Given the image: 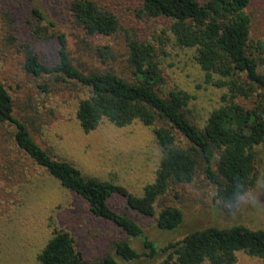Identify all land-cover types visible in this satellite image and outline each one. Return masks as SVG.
Here are the masks:
<instances>
[{"label":"trees","instance_id":"16d2710c","mask_svg":"<svg viewBox=\"0 0 264 264\" xmlns=\"http://www.w3.org/2000/svg\"><path fill=\"white\" fill-rule=\"evenodd\" d=\"M5 1L11 7L2 16L15 32L8 30L6 40L13 42L15 34L20 35L23 69L41 79L37 87L48 92L50 85L44 78H55L73 81L74 87L85 90L86 96L75 110L84 133L103 120L116 127L139 122L151 128L160 151L154 178L139 195L112 181L85 176L34 140L27 125L13 114L12 97L0 82V125L11 127L15 146L64 189L83 199L92 215L125 235L113 242L111 253L86 263L73 236L55 228L36 256L38 263L238 264L237 251L264 260L263 228L240 223L210 225L156 245L131 216L110 205L112 197H121L130 211L153 217L158 229L172 231L183 222L181 209L163 203L156 211L157 202L172 186L193 181L198 169L223 206L235 207L254 184L257 147L264 142V73L259 70L264 48L251 38V20L246 12L251 0H139L137 14L168 19L175 43L193 50L203 83L222 90L218 105L208 112L202 126L188 115L192 95L182 89L162 92L164 78L149 42L124 37L123 73L113 68L81 67L71 61L65 34L50 31L54 22L38 6L29 0ZM64 8L67 24L87 38L110 37L119 30L116 14L95 0H67ZM49 41L55 43V60L46 63L34 48L37 42ZM109 50V45L97 46L94 54L103 60ZM261 178L264 196V163ZM130 239L140 243V250Z\"/></svg>","mask_w":264,"mask_h":264},{"label":"rangeland","instance_id":"374dc122","mask_svg":"<svg viewBox=\"0 0 264 264\" xmlns=\"http://www.w3.org/2000/svg\"><path fill=\"white\" fill-rule=\"evenodd\" d=\"M66 1L29 0V4L38 6L54 22L50 31L65 34L75 65L113 68L123 73L126 71L124 37L149 42L155 48L164 78L162 92L182 89L192 95L188 115L192 122L202 126L208 112L218 105L222 90L203 83V73L193 60V50L175 43L168 19L138 15L139 0H95L116 14L120 27L113 36L87 38L67 24ZM9 7V3L0 0V82L12 97L13 114L54 158L70 162L85 176L112 181L139 195L142 187L153 180L160 158L151 128L139 122L116 127L103 120L94 130L84 133L75 118V110L78 101L86 96L85 90L74 87L73 81L55 78H44L50 85L48 92L37 87L41 79L23 69L20 35L15 34L13 42L6 40L8 30H12L2 14ZM246 12L251 20V38L260 41L264 48V0H251ZM103 45H109L110 50L102 60L94 52L97 46ZM55 48V43L49 41L37 42L34 49L43 61L51 63L55 60ZM259 70L264 73V61ZM257 150L254 184L235 207L223 206L217 201L215 189L201 168L190 183L172 186L156 206V211L163 203L181 209L183 222L172 231L158 229L153 217L130 211L121 197H112L110 205L131 216L156 245L178 240L210 225L224 227L240 223L264 229L261 191L264 142ZM55 228L73 236L86 263L111 253L113 242L125 238L116 226L92 215L83 199L32 164L15 146L11 127L0 125V264H39L36 256ZM130 242L140 250L137 240L130 239ZM236 258L238 264H264L263 259L243 251H237Z\"/></svg>","mask_w":264,"mask_h":264}]
</instances>
